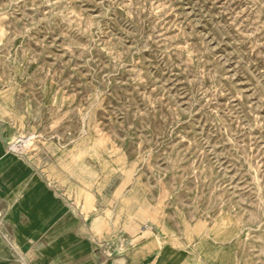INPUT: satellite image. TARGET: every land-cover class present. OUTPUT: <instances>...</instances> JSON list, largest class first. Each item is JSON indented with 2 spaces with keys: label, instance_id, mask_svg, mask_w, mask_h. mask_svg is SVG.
Wrapping results in <instances>:
<instances>
[{
  "label": "rangeland",
  "instance_id": "374dc122",
  "mask_svg": "<svg viewBox=\"0 0 264 264\" xmlns=\"http://www.w3.org/2000/svg\"><path fill=\"white\" fill-rule=\"evenodd\" d=\"M0 95L95 230L264 264V0H0Z\"/></svg>",
  "mask_w": 264,
  "mask_h": 264
},
{
  "label": "crops",
  "instance_id": "0c3cea01",
  "mask_svg": "<svg viewBox=\"0 0 264 264\" xmlns=\"http://www.w3.org/2000/svg\"><path fill=\"white\" fill-rule=\"evenodd\" d=\"M12 143L0 116V264H248L230 245L203 251L139 222L124 236L95 230Z\"/></svg>",
  "mask_w": 264,
  "mask_h": 264
},
{
  "label": "built area",
  "instance_id": "2783aa9c",
  "mask_svg": "<svg viewBox=\"0 0 264 264\" xmlns=\"http://www.w3.org/2000/svg\"><path fill=\"white\" fill-rule=\"evenodd\" d=\"M15 149V148H14Z\"/></svg>",
  "mask_w": 264,
  "mask_h": 264
}]
</instances>
